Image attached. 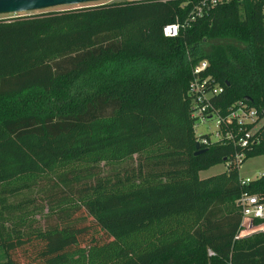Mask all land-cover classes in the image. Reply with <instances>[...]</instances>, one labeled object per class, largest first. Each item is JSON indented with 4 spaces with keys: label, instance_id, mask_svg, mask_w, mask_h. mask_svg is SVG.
<instances>
[{
    "label": "trees",
    "instance_id": "16d2710c",
    "mask_svg": "<svg viewBox=\"0 0 264 264\" xmlns=\"http://www.w3.org/2000/svg\"><path fill=\"white\" fill-rule=\"evenodd\" d=\"M185 2L0 18V264H264V231L235 238L237 201L264 203V174L242 186L231 144L195 155L188 95L206 60L222 107L264 111L263 1L233 0L164 37ZM262 155L264 132L242 163ZM41 180L39 212L56 220L44 228L29 196Z\"/></svg>",
    "mask_w": 264,
    "mask_h": 264
},
{
    "label": "built area",
    "instance_id": "2783aa9c",
    "mask_svg": "<svg viewBox=\"0 0 264 264\" xmlns=\"http://www.w3.org/2000/svg\"><path fill=\"white\" fill-rule=\"evenodd\" d=\"M192 2V8L183 21H176L163 27L162 35L166 38H175L181 30L188 28L196 19L207 14L213 8L230 3L233 0H185ZM263 12H264V0ZM186 2L183 6L186 5ZM208 68V62L202 60L192 67L191 79L188 85V95L192 98L191 118L195 129L197 124L214 123L215 131L204 134H194L196 142L201 146H209L214 143L222 145L231 144L240 151L236 153L230 163H235L238 168L246 157L247 151L260 142V133H263L264 111L251 107L248 103L238 101L228 107H222L215 99L224 93L222 86L218 85L211 76L204 73ZM259 114H262L260 118ZM213 134V137L211 136ZM226 166V167H227ZM250 180L240 178L242 186L249 184ZM241 209L242 222L236 235L239 239L248 224L257 228L264 227V203L256 195L247 192L241 194L237 201ZM259 223V224H255ZM209 257L215 254L208 250Z\"/></svg>",
    "mask_w": 264,
    "mask_h": 264
},
{
    "label": "rangeland",
    "instance_id": "374dc122",
    "mask_svg": "<svg viewBox=\"0 0 264 264\" xmlns=\"http://www.w3.org/2000/svg\"><path fill=\"white\" fill-rule=\"evenodd\" d=\"M113 1H128V0H113ZM66 8H70V7H66ZM66 8H59V9H66ZM9 17L11 16L9 15L0 16V18H9ZM218 43H222V42L218 41ZM262 123H264V119L262 120ZM194 130H195V134L197 135V134H204V133H210V132L214 133L216 129H215L214 123L209 122L206 124H200V125L197 124ZM211 136L213 137V134H211ZM225 170H226V165L224 163L218 164L206 171L200 172L199 178L200 179L208 178L210 176L220 174L224 172ZM110 171H111V168L109 166L102 167L101 169L102 175H107L110 173ZM238 173H239L240 178L246 179V180H254L258 178L259 176H261L262 174H264V155L248 158L239 167ZM45 184H46L45 181L41 180L39 184L37 185V188L35 187L36 189H33L34 191L31 194H29L30 198L34 200L32 209L35 207L36 208L35 211H37V214L32 218L37 221L33 224V226L39 227V228H44L45 225L49 222V220L52 222H56L54 217L50 219L46 217L45 210H43V212H39L41 208L46 206V203H47L46 199H47L48 193L44 194L42 193V191L37 192V189H45V187H47L45 186ZM24 195H27V194L24 193L23 196ZM263 231H264V227L257 228L255 225L248 224L239 239L247 238L254 234L261 233Z\"/></svg>",
    "mask_w": 264,
    "mask_h": 264
},
{
    "label": "water",
    "instance_id": "95a60500",
    "mask_svg": "<svg viewBox=\"0 0 264 264\" xmlns=\"http://www.w3.org/2000/svg\"><path fill=\"white\" fill-rule=\"evenodd\" d=\"M110 1L113 0H0V16L24 15ZM195 149V155H199L205 151L198 143H196Z\"/></svg>",
    "mask_w": 264,
    "mask_h": 264
}]
</instances>
